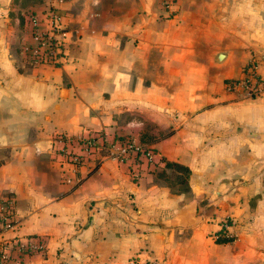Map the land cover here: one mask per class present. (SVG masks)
<instances>
[{"label": "crops", "instance_id": "1", "mask_svg": "<svg viewBox=\"0 0 264 264\" xmlns=\"http://www.w3.org/2000/svg\"><path fill=\"white\" fill-rule=\"evenodd\" d=\"M49 9L62 59L28 64L26 13ZM263 54L264 0H0L4 234L44 240L7 264H264V96L221 85L252 60L264 76ZM97 129L155 165L102 151L65 181L53 134ZM165 160L189 168L188 190Z\"/></svg>", "mask_w": 264, "mask_h": 264}, {"label": "built area", "instance_id": "2", "mask_svg": "<svg viewBox=\"0 0 264 264\" xmlns=\"http://www.w3.org/2000/svg\"><path fill=\"white\" fill-rule=\"evenodd\" d=\"M45 15L44 24L36 13H26L31 43L23 44L22 52L28 64H58L62 59L65 30L55 10L49 9ZM262 62L264 64V54ZM227 87L241 99L264 96V76L256 71L255 61H248L242 66L240 77L227 80ZM53 140L59 144L56 154L59 155L60 168L67 182L72 180L67 170L74 172L102 151L117 160H129L133 164L144 161L153 166L156 163L151 148L139 146L124 137H110L102 129L87 131L79 136L57 132L53 134ZM75 181L78 182V178ZM16 224L14 196L10 191H3L0 194V264H7L10 260L19 262L22 256L43 248L44 240L41 237L4 234L7 230H13ZM227 225L228 218H221L220 231H226Z\"/></svg>", "mask_w": 264, "mask_h": 264}, {"label": "rangeland", "instance_id": "3", "mask_svg": "<svg viewBox=\"0 0 264 264\" xmlns=\"http://www.w3.org/2000/svg\"><path fill=\"white\" fill-rule=\"evenodd\" d=\"M17 2H20L22 5H25V4H27V3H30V2H33V1H35V0H16ZM220 60V59H219ZM213 65L215 66L216 65V63H213ZM211 71L212 72H215V71H217L216 70V68H211ZM201 72H196L195 73V75H194V79H195V81H198V80H200L201 79ZM229 78H227V79H223L224 81H222V88L223 89H227V80H228ZM214 80H210V85H211V88H210V91H212L213 90V88H214ZM212 89V90H211ZM206 106V105H205ZM204 105L203 106H199V105H197V106H195L194 107V109H193V112H200V111H202V109L205 107ZM167 168V170H168V173H170V175H171V177H172V180H176L179 176H182L183 174H184V170L182 169V168H177V167H166ZM178 180V179H177Z\"/></svg>", "mask_w": 264, "mask_h": 264}, {"label": "trees", "instance_id": "4", "mask_svg": "<svg viewBox=\"0 0 264 264\" xmlns=\"http://www.w3.org/2000/svg\"><path fill=\"white\" fill-rule=\"evenodd\" d=\"M56 65V64H55ZM1 161V159H0ZM164 164L166 167H177V168H182L184 170V174L182 176L178 177V183H179V188L183 189V190H188V183H187V178L189 175V168L179 162H175V161H169V160H165Z\"/></svg>", "mask_w": 264, "mask_h": 264}]
</instances>
